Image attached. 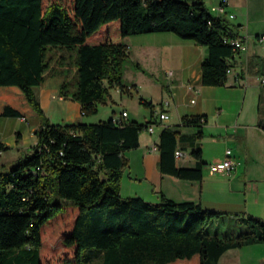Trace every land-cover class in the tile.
Instances as JSON below:
<instances>
[{
	"label": "trees",
	"instance_id": "obj_1",
	"mask_svg": "<svg viewBox=\"0 0 264 264\" xmlns=\"http://www.w3.org/2000/svg\"><path fill=\"white\" fill-rule=\"evenodd\" d=\"M236 28L209 13L204 0H0V117H40L31 155L0 171V264H44L41 228L60 207L49 202L50 193L75 210L61 242L73 246L77 264H84L81 252L89 248L100 251L102 264H217L227 249L264 242L259 217L241 215L242 231L219 236L206 231L219 212L199 203L162 192L158 202L119 194L128 163L123 153L138 147L139 133L155 124L152 117L51 123L34 92L48 69L47 48L74 50L76 79L72 86L61 81L58 94L78 102L83 115L95 112L97 103L110 100L111 86L124 90L129 54L123 38L150 32H172L202 46L200 83L224 85L229 60L240 51L223 38L239 37ZM256 58L252 65L264 75V59ZM140 102L153 111L151 102ZM205 122L204 114L183 115L180 125L195 128L191 136L162 127L156 144L161 174L201 180V148L190 151L192 167L176 166L174 151L178 143L201 139Z\"/></svg>",
	"mask_w": 264,
	"mask_h": 264
},
{
	"label": "rangeland",
	"instance_id": "obj_2",
	"mask_svg": "<svg viewBox=\"0 0 264 264\" xmlns=\"http://www.w3.org/2000/svg\"><path fill=\"white\" fill-rule=\"evenodd\" d=\"M204 4L212 15L225 16L233 28H236L237 22H241L244 28L239 29V37H246L245 48L254 42L257 47L254 50L260 54L259 58L264 59V40L262 42L257 41L255 33L247 31L245 28L247 23H249L250 28L259 30L258 34H264V0H204ZM217 7H222L224 12L214 9ZM230 14H232V17H229ZM112 29L115 30V26H112ZM136 35L138 34L127 35L123 39V42L128 44L129 56L122 70V83L125 86L123 91L120 90L122 91L121 96H119L118 87L111 86L109 88V93H111L109 102L104 104L97 103L95 112L84 115L86 123L105 121L111 116L113 110L119 109L131 112L135 120L143 121L148 111L145 110L144 104L140 102V98L147 101L148 98L155 100V96L158 94L155 86L146 84L145 78L151 76L149 71L152 70L158 73L159 77L157 80L160 84L167 82L163 74L164 67H161L162 65L156 60L155 51L157 46L151 43L156 39L134 38ZM159 41L171 44L172 48L168 52L171 64L178 58L181 45L184 46V50L189 52L191 61L196 62L198 57L196 48L198 49L200 46L194 45L192 40L180 38L173 33L172 36L164 37ZM145 44L153 47L148 46L147 51H143L141 48H147L144 46ZM249 47H251L249 50L253 51V47ZM159 56L161 57V55ZM74 59V50L48 47L44 57V60L48 62V69L43 73V82L34 87L36 96L38 97L43 89H56L63 80L68 81L70 86H72L76 79ZM134 62H139L145 68V73L141 71L142 69L137 68ZM256 65H254V68L257 67L258 70V64ZM231 71L232 69L230 68ZM229 73L228 78L230 79ZM239 80L237 78L232 85L227 82L226 84L224 83L225 85L220 86H206L207 88L200 95H197L196 103L188 102V98L192 96V93L182 98L181 91L178 92L179 98L188 102L187 107H185L186 110H201L207 116V123L204 125L205 140L202 141V145L204 146L206 157L210 160L213 157L222 155L226 147L225 141H231L224 135L225 126L236 127L238 123L250 125L254 122L257 115L260 116L264 113V75L257 73L244 76L241 81ZM132 82L137 83L139 91L132 88ZM126 85L131 86L127 87ZM62 107L63 112L66 113L68 111V114L71 112V110L66 108L65 104ZM56 108L54 111H57ZM155 109L157 110V105ZM154 112H151V117L153 118L156 117ZM28 118L27 121H21L19 118L0 117V171L10 169L17 160L31 155L36 138L34 130L40 121V117L30 116ZM253 128L256 133L259 132L257 127ZM129 155L135 164L138 153ZM207 177H210L208 172H206ZM222 181L228 183L227 180ZM128 182V178L125 177L121 186L122 196H139L149 201L152 200L144 194L141 195V193L138 195L127 193ZM243 182H245L243 175L236 179L233 185V192L235 193L233 198L229 197V194H217L208 202L202 203L204 208L219 212V215L212 217L207 225L206 231L208 233L219 236L228 232L239 233L244 229V225L237 220L241 215H251L264 220V189L261 187L264 182H253L254 189H248ZM49 202L59 204L60 207L52 206L58 210V213L41 228V238L45 242L46 247V253L43 254V262L44 264H61L65 258L68 260V264H77L73 259L71 260L74 251L73 246L65 247L61 242L62 237L70 231L75 210L68 203V200L60 198L53 193L49 194ZM247 209L250 210V213L245 211ZM81 255L84 264H102L100 251L96 248L84 249ZM85 257L87 260H85Z\"/></svg>",
	"mask_w": 264,
	"mask_h": 264
},
{
	"label": "crops",
	"instance_id": "obj_3",
	"mask_svg": "<svg viewBox=\"0 0 264 264\" xmlns=\"http://www.w3.org/2000/svg\"><path fill=\"white\" fill-rule=\"evenodd\" d=\"M236 25H239L236 30L240 33L239 29H243L244 26L241 22H237ZM245 28L247 31L255 33L256 40L258 36L264 35L258 34L259 30L257 28H250L249 23H247ZM172 35L173 33L171 32H150L134 36V38L144 40L156 39L151 43L157 46L155 51L156 60L160 63V65H162L161 67H164L163 74L167 82L160 84L157 80L159 77L158 73L152 70L149 71L151 76L145 78V81L147 82L146 84H149V86H155V89L158 92L155 96V100L148 98V101L153 105L152 110L155 111L154 115L156 116L154 118L152 117V119H154L157 123L154 124L152 132L145 129L139 133V144L137 148L127 150L123 153L128 163L120 179L119 194L121 195V186L125 177L129 180L128 188L126 189L127 193H134L135 195H138L139 193H141V195L144 194L152 199L149 201L143 198L149 202H158L159 192H162L165 197L174 201H194L199 203L201 206L202 203L208 202L217 194H229V197L233 198L235 194L233 192V185L235 184L236 179L241 175H243V180L245 181L243 182L244 185L248 189H254L255 187L253 182H264V113L260 116L257 115L254 122L250 125L238 123L236 124V127L225 126L224 135L231 141H225L226 147L224 148L222 155L213 157L211 160L208 159L206 157L204 146L202 145V141L205 140L204 125L207 123V116L201 110L189 111L185 109L188 102L190 103L191 98H195L194 103H196L197 95H200L205 88H207L200 83V63L204 55V49L202 46L194 43V45L200 46L198 49L196 48L198 51V57L195 62L191 61L189 52L184 50V46L181 45L179 47L180 51L178 53V58L171 64V58L168 55V52L172 46H170L171 44H166L164 42H160L159 40ZM124 43L128 46L126 42ZM146 44L144 45L147 47L146 49L141 48L143 51H147L148 46H150ZM249 46L253 47V51L249 50L251 48ZM249 46H246L245 49L241 50L229 60L232 71L229 73L230 79L228 78L227 73L225 84L228 82V84L232 85L237 78L241 81L244 76L259 73L257 67L254 68L252 64L256 62V56L260 57V54L254 50L257 49L254 42ZM159 55H161V57ZM167 60L169 61L168 63ZM137 63L141 66V71L145 73V68H143L139 62ZM243 64L245 65L243 66ZM168 71H171L172 75H167ZM131 85L132 88L139 91L136 82H132ZM131 85L126 86L129 87ZM193 88L198 89L196 94L194 93ZM117 89L119 91V96H121L122 91H120L119 88ZM179 91H181L182 98L192 93V96L188 98V102L179 98ZM37 98L44 114L49 116L48 117L46 115L48 119L51 117L49 119L51 123H86L85 116L80 110V104L69 98L60 96L58 94V87L56 89H43ZM112 101L114 102L113 98ZM64 104L67 109L71 110L69 114L68 111L66 113L62 111V106ZM156 105L157 110L155 109ZM55 107H57V111H54ZM145 110L148 111V114L146 115V118L144 117L143 121L135 120L134 115L124 109L113 110L109 118H112L113 120L120 119L124 122L134 120L143 123L151 117V112H153L150 108H146ZM122 112H125V116L122 115ZM160 112H164L168 115V118L165 121L161 122L159 120L158 113ZM191 114H204L206 117V122L202 126V138L196 140L193 146L185 147L181 143H178L177 147L181 148V151L184 154L183 156L175 159V164L178 167H192L194 165V159L190 155V151L198 145L201 148L202 160L204 161V165L202 166V178L201 180H184L169 174H161L157 165L159 159L157 147L156 149H150V147L152 144H157L158 135L163 126H168L171 129L178 130L184 135H193L195 132L194 127L180 125L181 117L183 115ZM28 119V117L26 119L19 118L21 121H27ZM159 122L161 123L159 124ZM39 124L40 121L37 123L36 128ZM253 127H257L259 132L256 133ZM35 141L36 138L34 142ZM228 148L231 149L232 156L238 161L236 167L228 174L213 170L212 165L223 159L224 151ZM136 152L138 153V156L136 158L137 162L134 164V161L129 154ZM206 172L209 173L210 177L206 178ZM222 180H227L228 183H225ZM261 187L264 189V183ZM245 211L250 213V210L248 209ZM217 264H264V242L251 243L227 249L220 255Z\"/></svg>",
	"mask_w": 264,
	"mask_h": 264
},
{
	"label": "built area",
	"instance_id": "obj_4",
	"mask_svg": "<svg viewBox=\"0 0 264 264\" xmlns=\"http://www.w3.org/2000/svg\"><path fill=\"white\" fill-rule=\"evenodd\" d=\"M214 9H217L220 12H224L222 7H217ZM229 17H232V14H230ZM263 39H264V35H260L257 37L258 41H262ZM223 41L232 45L235 50H243L245 48L246 37L241 36V37H233V38H223ZM229 72H230V68L227 69V73ZM167 75H172V72L168 71ZM193 91L196 94L198 92V89L193 88ZM194 101H195V98L190 99V103H194ZM122 115L125 116V112H122ZM158 118L162 122L168 118V115L164 112H160L158 113ZM153 126L154 124H150L147 126L146 129L152 132ZM150 149H156V144H152ZM183 154L184 153L179 148H176L174 151L175 158H179L183 156ZM237 164H238V161L232 156L231 149L228 148V149H225L224 151L223 159L219 162L214 163L212 165V169L228 174L236 167Z\"/></svg>",
	"mask_w": 264,
	"mask_h": 264
}]
</instances>
